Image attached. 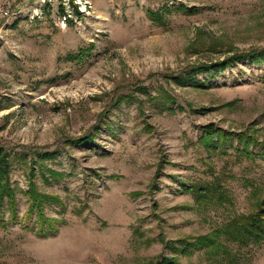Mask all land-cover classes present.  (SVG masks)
Returning a JSON list of instances; mask_svg holds the SVG:
<instances>
[{"label": "rangeland", "instance_id": "rangeland-1", "mask_svg": "<svg viewBox=\"0 0 264 264\" xmlns=\"http://www.w3.org/2000/svg\"><path fill=\"white\" fill-rule=\"evenodd\" d=\"M261 50L264 0H0L19 215L30 181L61 202L45 206L54 236L0 229V264H264V239L235 224L264 197V60L199 70ZM207 127L257 143L213 148ZM41 158L67 175L44 183Z\"/></svg>", "mask_w": 264, "mask_h": 264}, {"label": "trees", "instance_id": "trees-1", "mask_svg": "<svg viewBox=\"0 0 264 264\" xmlns=\"http://www.w3.org/2000/svg\"><path fill=\"white\" fill-rule=\"evenodd\" d=\"M177 10L188 12L189 9L186 7H180ZM88 52H80V56L87 55ZM250 58L254 63H259L261 60H264V50L259 52H251L250 54H235L223 61L217 62L210 66L200 67L199 70L204 72H219L221 69L226 68L232 62L241 61L244 59ZM214 70V71H212ZM196 82V81H193ZM199 84V83H197ZM238 137V140L246 139L245 147L249 144L257 143V140L254 137L246 136L243 133L233 134L230 132H224L219 129H214L212 127L205 128L204 135L202 137L203 143L208 146L216 147L220 144H225L227 141H231L233 137ZM217 140L214 142V140ZM242 148V152L250 158L254 157V153L248 148ZM243 153V154H244ZM45 159H42L38 162L41 178L44 183H49L50 181H59L62 180L67 174L65 172H58L48 168L42 162ZM10 170H11V160L10 154H7L6 151L0 148V229L7 228L10 225L18 224L24 230H33L40 237H49L54 236L58 232L59 222L55 219L48 218L45 214V206L50 202L61 204L58 198L42 194L34 182L30 181L28 189L26 191H21V193L27 197L28 208L22 216L19 215V204L17 198V191L13 188L10 181ZM32 176L35 175V169H31ZM184 190L187 192H192L194 187L183 186ZM200 191L204 192L202 188H199ZM239 226L240 229H237L236 233L242 241H251L257 242L260 239H264V197L258 203V208L255 213L250 214L244 220H237L235 223ZM205 245L201 241L196 243H186L183 247V250H187L195 247ZM173 249L176 248L173 246ZM159 264H179L176 260L172 258H162Z\"/></svg>", "mask_w": 264, "mask_h": 264}, {"label": "bare ground", "instance_id": "bare-ground-1", "mask_svg": "<svg viewBox=\"0 0 264 264\" xmlns=\"http://www.w3.org/2000/svg\"><path fill=\"white\" fill-rule=\"evenodd\" d=\"M85 11V10H84Z\"/></svg>", "mask_w": 264, "mask_h": 264}]
</instances>
